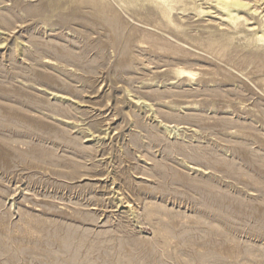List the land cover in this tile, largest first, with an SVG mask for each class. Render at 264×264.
<instances>
[{
	"label": "rangeland",
	"instance_id": "374dc122",
	"mask_svg": "<svg viewBox=\"0 0 264 264\" xmlns=\"http://www.w3.org/2000/svg\"><path fill=\"white\" fill-rule=\"evenodd\" d=\"M236 1L0 0V264H264V0Z\"/></svg>",
	"mask_w": 264,
	"mask_h": 264
},
{
	"label": "bare ground",
	"instance_id": "6f19581e",
	"mask_svg": "<svg viewBox=\"0 0 264 264\" xmlns=\"http://www.w3.org/2000/svg\"><path fill=\"white\" fill-rule=\"evenodd\" d=\"M128 1H130V0H128ZM152 1L156 5L160 6L161 11H162L163 15L165 16L166 12L163 10V5L165 4L166 0H152ZM219 3L221 5V7L226 10L228 18H230V19L237 18L236 14H232L231 13L230 7L233 6V5H238L239 4L238 1H236V0H219ZM216 5H218V4H216ZM260 36L264 38V35L260 34ZM177 74L178 75H186L189 78H191L194 75V73L191 70L185 69V68H178L177 69Z\"/></svg>",
	"mask_w": 264,
	"mask_h": 264
}]
</instances>
